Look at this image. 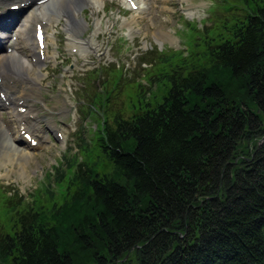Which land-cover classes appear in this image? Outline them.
<instances>
[{"label": "trees", "instance_id": "1", "mask_svg": "<svg viewBox=\"0 0 264 264\" xmlns=\"http://www.w3.org/2000/svg\"><path fill=\"white\" fill-rule=\"evenodd\" d=\"M231 4L241 18L160 57L159 94L102 120L110 171L70 156L58 200L0 204V264H264V0Z\"/></svg>", "mask_w": 264, "mask_h": 264}, {"label": "rangeland", "instance_id": "2", "mask_svg": "<svg viewBox=\"0 0 264 264\" xmlns=\"http://www.w3.org/2000/svg\"><path fill=\"white\" fill-rule=\"evenodd\" d=\"M139 1L141 9L132 10L122 0H97L93 6H80L78 16L83 23L78 28L69 30L64 17L45 28L48 59L39 66L40 82L28 93L49 136L40 147L28 151V157H14L0 166L2 206H10L17 197L23 198L19 207L26 205L43 189L50 194L43 199L53 197L48 205L58 200L57 193L67 186L74 166L59 184L52 177L56 169L63 170L70 156L75 158L72 163L87 160L101 171H110L97 158L93 145L102 120L109 122L114 113L127 117L129 106L137 104L139 91L150 93L149 97L159 94L163 82L155 83L154 78L158 64L164 66L160 57L186 52L192 28L205 33L244 14L231 4L233 0ZM20 40L16 39L17 50L25 56L27 45ZM8 82L13 85L12 80ZM20 85L15 82V87ZM6 108L0 110V116L9 128L11 117V128H15L13 108ZM0 157L6 159L1 150ZM15 212L0 210L3 232L12 231Z\"/></svg>", "mask_w": 264, "mask_h": 264}, {"label": "bare ground", "instance_id": "3", "mask_svg": "<svg viewBox=\"0 0 264 264\" xmlns=\"http://www.w3.org/2000/svg\"><path fill=\"white\" fill-rule=\"evenodd\" d=\"M5 1L7 0H0V11L5 12V16H10L9 11H5L4 9L11 4H15V2L6 4ZM96 1L44 0L39 2V0H17L18 5L20 2H23L22 11L16 17L12 15L9 21L0 24V28L4 30L0 31L1 40L4 42L1 45L4 48L0 51V92L3 93L4 99H0V106H4L5 101L9 98V102L5 106L9 107V109L13 108V115L16 119L15 128L8 130L0 117V150L2 154L6 155V159L4 157L5 160H2L3 158L0 157V166L4 165L8 160L31 155L29 147L24 143L26 139L19 134L21 129H27L29 135L36 140L35 147L43 138V128L39 125L38 120L35 121L38 118L36 112L30 105L26 104L27 101L24 98V96H27L26 92H29L41 80L39 78L41 74L37 66L40 65L39 55L37 54V48L33 40L35 24H42L45 28L54 21L64 17L67 28L69 30L76 29L83 23V19L78 16L80 6H93ZM130 1L136 4V9L140 7L136 0ZM12 25L13 30L10 32L9 29ZM13 34L18 35L28 46L29 58L23 56L17 50V43L11 38ZM33 66L37 67L34 71ZM9 80L13 81V85L9 84ZM17 80H21L23 87L13 93L12 90L15 88L14 82ZM14 94L17 95L14 97ZM26 98L28 99L29 96ZM19 101L21 103L26 102L27 108L22 113L15 111V108L19 109L21 106Z\"/></svg>", "mask_w": 264, "mask_h": 264}]
</instances>
